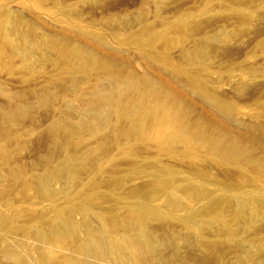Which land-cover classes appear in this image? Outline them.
I'll return each instance as SVG.
<instances>
[{
  "label": "rangeland",
  "instance_id": "rangeland-1",
  "mask_svg": "<svg viewBox=\"0 0 264 264\" xmlns=\"http://www.w3.org/2000/svg\"><path fill=\"white\" fill-rule=\"evenodd\" d=\"M262 202L264 0H0V264H264Z\"/></svg>",
  "mask_w": 264,
  "mask_h": 264
},
{
  "label": "bare ground",
  "instance_id": "bare-ground-1",
  "mask_svg": "<svg viewBox=\"0 0 264 264\" xmlns=\"http://www.w3.org/2000/svg\"><path fill=\"white\" fill-rule=\"evenodd\" d=\"M234 145L236 146V142H234ZM261 206L264 205V202L260 203ZM135 243V244H151V240H149L148 238H146V235L143 233H140L137 235V237L133 238V239H128L125 241V243Z\"/></svg>",
  "mask_w": 264,
  "mask_h": 264
}]
</instances>
